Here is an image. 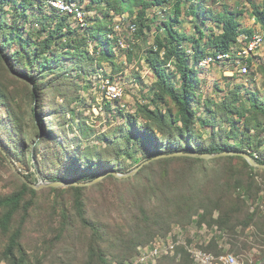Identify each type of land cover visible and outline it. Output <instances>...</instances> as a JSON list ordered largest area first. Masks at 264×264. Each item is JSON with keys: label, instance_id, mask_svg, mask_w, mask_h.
I'll return each mask as SVG.
<instances>
[{"label": "trees", "instance_id": "trees-1", "mask_svg": "<svg viewBox=\"0 0 264 264\" xmlns=\"http://www.w3.org/2000/svg\"><path fill=\"white\" fill-rule=\"evenodd\" d=\"M74 1L65 0L68 6ZM192 1L175 0L173 19H167L157 25L159 30L164 29L167 35L164 38L154 36L153 47L146 51L145 61L156 77L153 88L156 91L161 90L169 99L175 107L174 114L170 109H161L158 105L159 95L156 93L152 108L144 104L138 105L134 114H122L119 111L121 125L110 135L105 133L94 135L104 146L102 149L87 146L81 150L78 137H75L73 142L76 149L71 152L66 147L67 138L61 139L54 129H46L45 123L46 119L54 120L55 127H62L60 110L68 112L71 120H75L76 115L70 110L69 105L53 102L46 107L41 101L36 105L31 103L26 113L22 115H13L7 111L9 120L0 124L5 134L9 136L8 141H1L6 145L7 154L23 162L25 152L20 147H25L29 139L25 125L28 117L30 127L43 134V138L36 143L33 150L43 146L48 150L57 151L54 157L59 160L58 170L48 175L52 181L68 178L75 182H89L108 170L125 172L129 162L140 164L144 160L159 156L140 168L131 178L118 180L113 176L107 177L116 184L130 185L127 187L130 207L137 211L134 220L143 225L141 232L130 243L128 249L117 248L115 242L106 241L108 235L103 225L86 217L82 197L85 187H70V191L74 193V207L81 225L93 236L88 246L87 259L83 264H115L117 261L126 263L139 255L140 248L146 247L156 238L166 237V225L178 223L177 227L187 228L196 212L198 221L195 224L199 226L207 222V227L215 226L221 233L223 229L230 231L234 223L246 226L252 220L248 214L239 220L231 219L233 213L241 215L243 212L244 201L241 199V194L245 191L242 185L243 171H235L230 177L225 173L223 180L220 181V170L214 168L212 172L216 180L213 181L210 176V166L227 160V157L204 160L187 156H167L178 152L199 154L245 152L259 164L264 165V91L261 93L246 91V101L243 105H238L237 102L241 101L239 94L234 91L229 93L230 96L233 95L232 99L227 95L219 104L202 101V96L198 93L199 87L203 84L198 75L200 74L198 71L201 70L200 62L210 53L228 52L239 35L245 34L250 38L254 31L241 28L236 17L230 13L216 15L210 19L221 26L219 34H211L205 38L204 43L201 39H193L191 50L188 52L183 46V42L188 38L174 29L173 24L179 22L181 6ZM11 2L13 0H0V68L3 66L10 78L24 80L22 82L29 90L31 101L36 99L37 95L42 97L44 93L50 97L60 94L66 98L67 92L72 94L74 89L80 87L79 80L92 78L91 68L99 65L101 61L108 60L111 53L108 45L115 38H110V33H104L108 31L106 22L112 18L111 14L123 16L128 13L130 16L133 14L132 10L136 9L138 11L136 21L132 23L135 26L138 23L141 29H149L146 10L151 7H163L168 0H89L85 11L91 12L98 7L101 16L90 17V21L97 27H86L81 36L72 31L71 24L68 23V18L76 16V13L57 11L49 4L50 8L61 15L50 30L42 27L46 35L40 40H34L32 31H21L18 27L24 25V22L19 24L18 21L27 17L29 5L25 1L12 5L14 21L10 23L5 19L7 11L4 10V6ZM251 8L254 22L264 30V0H261L259 6L251 4ZM188 12L196 15L192 7L188 8ZM80 28L84 27H79L78 30ZM95 41L98 42L94 47L98 50V59H95L87 48L89 42ZM16 44L19 45L18 49L9 52L8 49ZM67 56H72L74 61L65 67L62 61ZM14 66L18 67L19 71L15 70ZM169 66L173 68V72L168 71ZM173 77H178V84L173 81ZM6 100L0 88V107L8 105ZM202 108L201 115L197 116ZM197 126L203 130L199 132ZM77 129L83 136H91L85 134L88 128L84 120L77 123ZM49 141L54 142L53 147H49ZM238 158L243 161L245 167L253 170L243 158ZM103 183L99 182L93 187L100 188ZM21 184L22 187L18 191L0 197V232L8 238L3 251V259L7 264H29L20 241L23 233L21 228L28 216L30 202L24 205L22 202L27 194H35V190L25 181L21 180ZM206 184L208 191L203 194L205 198L203 196L201 198L200 190ZM199 209L203 212L199 213ZM21 210L22 223L11 232L13 219ZM126 212L131 211L126 209ZM215 212H219L218 218L213 216ZM69 225L68 221L60 224L58 240L62 238ZM144 230L147 233L142 235ZM155 235L158 237L154 239ZM186 242L189 243L190 240L187 239ZM200 249L214 255H219L223 251L215 238L206 245H201ZM108 253L111 255L110 258L107 257ZM156 264L194 263L183 246H175L172 254L161 255L156 259Z\"/></svg>", "mask_w": 264, "mask_h": 264}, {"label": "rangeland", "instance_id": "rangeland-1", "mask_svg": "<svg viewBox=\"0 0 264 264\" xmlns=\"http://www.w3.org/2000/svg\"><path fill=\"white\" fill-rule=\"evenodd\" d=\"M22 1H25L29 6L26 11V19L18 21L19 24L24 22V25L18 27L21 28V31H32L34 40L44 38L46 33L42 31V27L45 30H50L56 23L58 16L61 15L57 12L59 9L53 6L52 2L56 0L48 1L57 11L50 8L46 0H13L9 5L4 6V10L7 11L5 19L10 23L15 20L12 5H17ZM58 1H63L66 4L65 0ZM88 3L89 0H75L69 5L73 10L77 9L82 14L80 20L77 15L73 16L72 14L68 18L71 30L80 36L86 31V27H97L95 23L90 21V17L101 16V10L98 7L91 12H86L85 6ZM166 3L163 7H151L146 10L149 29H141L138 23L135 26V31L130 29L133 24L132 21H136L135 16L138 12L136 9L132 10L133 14L130 16L128 13L123 16L111 14L112 18L106 22L108 31L104 32L105 34L110 33V38H115L108 45L111 52L108 60L101 61L99 65L92 67V78L79 80L78 86L80 87L74 89L72 94L67 92L65 94L67 95L66 98L60 94L50 97L44 93L42 97L37 95L36 99L30 101L29 90L22 82L24 80L17 81L10 78L6 69L1 66L0 88L6 96L8 105L0 107V124H4V122L6 123L9 120L7 111H10L13 115H22L26 113L31 103L36 105L41 101L42 105L46 107L53 102L69 105L70 110L76 115L75 120H71L68 112L60 110L62 127H55L54 120L46 119L45 123L46 129H54L61 139L67 138L66 147L71 152L76 149V145L73 142L75 137H78L81 150H84L87 146L102 149L104 146L95 139V136L101 133L110 135L116 127L122 124L118 112L134 114L137 106L144 104L152 108V101L156 93L161 99L158 98V105L161 109H170L172 114H174L175 107L169 99L164 96L161 90H154L153 84L156 77L145 61L146 51L154 45V36L157 35L164 38L167 35L166 31L164 29L159 30L157 25L174 17L175 9L173 5L175 0H168ZM260 3L261 0H193L191 3L181 6L179 22L173 24V27L188 38V40L183 42V46L190 52L193 39H201V42L204 43L206 37L211 34H219L221 31V26L213 22L210 17L230 13L236 17L241 28L252 29L257 24L252 16L251 4L259 6ZM190 7L194 8L196 15L188 12ZM79 27L84 28L78 30ZM97 43V41L89 42V47H87L89 53L95 59L99 57L98 50L94 49L98 45ZM18 47L19 45L16 44L8 50L12 52L17 50ZM258 55L254 59L249 76L244 78H240L238 75L231 76L229 73L232 70L231 65H214L205 71H198L200 73L198 74L199 79L203 81L198 90V93L202 96V101L219 104L227 95H229L227 97L232 99L233 95L230 96L229 93L234 91L239 94L241 102H237L238 105H243L246 101V91L263 92L264 50L262 49ZM72 58V56H67L63 59L62 62L65 67L72 64L74 61ZM14 69L19 71L16 66H14ZM168 71L173 72V68L169 66ZM172 79L178 84V77H173ZM106 81L122 87L123 95L120 99L109 101L105 98L106 90L104 85ZM202 110L203 108L199 110L197 116L201 115ZM82 120H84L88 128L85 134H90L91 136L85 137L79 133L77 123ZM65 122L67 123L65 124ZM29 123L28 117H26L25 125L27 127L26 131L29 132V139L25 147H20L25 152L23 162L17 157L7 154L6 145L1 141H8L9 136L0 127V197L18 191L22 187L21 180L24 181L22 177L30 184L41 186L38 189H34L35 194H27L22 202V205L30 202L28 216H26L21 228L23 233L20 241L21 247L29 259V264H83L87 259L88 246L93 236L90 231L85 230L81 225L74 207V193L70 191V187L42 185V183L53 182L48 175L57 172L59 160L54 157V153L57 152L55 150H48L43 146L33 150L36 143L43 138V134L38 132L37 129L31 128ZM218 128L217 126L216 130ZM197 130L201 132L203 129L197 126ZM226 131H228V128H226ZM48 145L53 147L54 142L49 141ZM221 157H227L228 159L210 166V176L213 181L216 180L213 178L212 169L214 168L220 170V181L223 180L225 173L230 177L235 174V171H243L242 185L245 191L244 194H241V199L244 201V208L241 215H237V212L233 213L231 219L239 220L248 214L252 220L246 226L238 223L235 225L234 223L230 231L223 229L222 232L228 238L226 237L224 240L219 237L218 245H222L233 254H244L247 261H251L250 264H264V169L252 167V170L245 167L243 161L238 158L240 156L224 155ZM8 160L12 162V165ZM137 166L138 164L129 162L128 169L120 173L128 175L125 178L113 176L112 172H116L114 170L103 172L100 175L104 174L105 176L100 182L104 183L100 188L93 187V184L85 186L82 192L86 217L100 222L108 235L105 240L112 243L115 242L117 248L120 247L124 250L130 247V243L141 232L143 225L134 220V215L137 211L135 208L130 207L127 193V187H130V185L116 184L112 180H108L107 177L113 176L118 180L131 178L136 174L130 175ZM26 176L29 178H26ZM54 180L58 181L57 179ZM200 191L202 198L203 194L208 191L207 184L203 185ZM126 209L131 212H126ZM202 212L203 210L199 209V213ZM213 214L214 217H219V212ZM22 219L23 212L21 210L13 219L11 232L21 225ZM67 221L70 222V225L62 238L58 240L57 234H59L60 224ZM196 221H198L197 212L192 217V223L187 225L188 227L185 226L187 228L177 230L178 223H172L168 226L166 225L165 232L168 234L172 230V233L177 231L183 238L193 239L195 243L203 241L210 235H215L211 232L200 231V226L205 225L207 227V222L198 226L195 224ZM146 233V230L142 231V235ZM158 235L153 238L155 239ZM152 239L151 241L154 240ZM7 242V235L0 232V264H7L3 259V251ZM107 257H111L110 253L107 254ZM117 263L119 262L117 261L115 264Z\"/></svg>", "mask_w": 264, "mask_h": 264}, {"label": "built area", "instance_id": "built-area-1", "mask_svg": "<svg viewBox=\"0 0 264 264\" xmlns=\"http://www.w3.org/2000/svg\"><path fill=\"white\" fill-rule=\"evenodd\" d=\"M53 6L59 11H68L69 13L75 12L78 19L81 18V13L77 9L73 10L71 7L66 5L63 1H53ZM256 29H252L253 35L248 38L245 34L238 36L236 42L231 45L230 50L226 53H210L200 62V69L206 70L214 65L218 66H230L232 70L229 71L231 76L238 75L240 78L249 76L251 66L254 63V59L264 50V30L260 25H256ZM130 29L132 31L136 30L134 24L131 25ZM250 61V64H249ZM105 98L109 101L120 99L123 95V89L118 84L105 82ZM256 157V155H255ZM200 231H205L206 233H214L215 235L208 236L206 239L199 243H195L190 240L189 243L186 242V238H183L177 233V231L169 232L164 238H156L153 242L144 248L139 249V255L131 259L126 263L117 264H156V259L161 255L172 254L173 248L175 246H183L185 250L190 254L194 264H250L251 261H247L244 254L235 255L227 251L222 245H219L223 251L219 255H214L211 253L204 252L200 249L201 245H206L211 239H217L220 237L226 239L225 233H221L217 230L215 226L210 229L205 225L200 226ZM182 228L177 227V230Z\"/></svg>", "mask_w": 264, "mask_h": 264}, {"label": "water", "instance_id": "water-1", "mask_svg": "<svg viewBox=\"0 0 264 264\" xmlns=\"http://www.w3.org/2000/svg\"><path fill=\"white\" fill-rule=\"evenodd\" d=\"M224 155H236V156H240L243 159L246 160V162L253 168H259V169H264V165L259 164L257 161H255L253 159V157H251L248 153H243V152H223V153H219V154H199V153H183V152H178V153H172L170 155L167 156H187V157H193V158H200V159H204V160H210L216 157H220V156H224ZM158 157H154L152 159H147L142 161L140 164H138V166L134 169V171L130 174V175H134L140 168H142L144 165L148 164L151 160L157 159ZM11 165L12 162L10 160H8ZM106 174V173H105ZM113 176L117 177V178H125L128 175H124V174H120L118 172H112ZM105 175H99L98 177H96L95 179H93L92 181L89 182H75L71 179H62V180H58V181H53V182H49V183H42V185L45 186H50V187H85V186H90L93 184H96L98 182H100V180L104 177ZM22 179L33 189H38L41 186L39 185H33L30 184L29 182H27L25 180L24 177H22Z\"/></svg>", "mask_w": 264, "mask_h": 264}, {"label": "crops", "instance_id": "crops-1", "mask_svg": "<svg viewBox=\"0 0 264 264\" xmlns=\"http://www.w3.org/2000/svg\"><path fill=\"white\" fill-rule=\"evenodd\" d=\"M256 28H257V26H256V25H254L252 29H256ZM258 56H260V55H258ZM204 71H205V70H204Z\"/></svg>", "mask_w": 264, "mask_h": 264}]
</instances>
